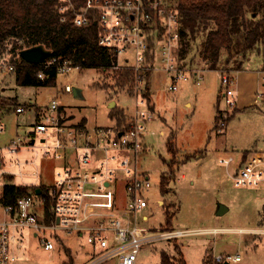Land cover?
Returning <instances> with one entry per match:
<instances>
[{
	"label": "rangeland",
	"instance_id": "374dc122",
	"mask_svg": "<svg viewBox=\"0 0 264 264\" xmlns=\"http://www.w3.org/2000/svg\"><path fill=\"white\" fill-rule=\"evenodd\" d=\"M210 28L212 25L198 30L186 56L187 65L202 72L201 84L189 81L180 84L177 91H171L169 76L156 71L152 74L151 85L148 82L147 86L151 102L147 98L148 108H138L153 109L154 98L156 114L160 113L158 116L162 118L157 117L146 125L142 141L148 150L143 148L135 155L133 165L145 180L143 195L148 203V207L138 213L137 221L148 230V236L154 238L142 246L136 264H161V251L167 252L174 264H180V252L187 264H204L205 260L207 264H215L214 259L219 255L225 258L240 256L237 262L227 260L229 264H264V233L256 232L264 229V186L237 187L231 176L234 165L227 167L223 163L230 157L238 159L244 152H257V159L264 158V86L259 73L264 67V56L260 52L250 53L243 70L234 71L242 58L239 56L226 65L228 56L223 50L219 70H211L209 62L203 59L204 41ZM221 68L236 80L234 89L239 101L238 107L233 109L222 96ZM117 72L116 69L73 68L60 72L52 86H21L15 74H0V121L5 125L2 144L14 140L22 142L17 153L4 155L1 168L14 175L11 182L37 185L36 193L55 184L56 171L63 168L64 162L46 155L50 148L42 142L44 135H36L35 144H31L36 120L41 119L53 98L65 111L66 123L78 125L86 121L89 134L85 136L90 139H94L97 127L96 132L104 127L124 128L118 125V119L110 116L114 110L124 112V124H130L137 112L138 85L134 87L133 82L118 86ZM67 85L73 88L72 92H66ZM255 93L258 105L252 106L250 103ZM111 102L116 105H110ZM18 105L26 111L17 113ZM218 107L223 110L221 113L217 112ZM222 122L226 125L223 132L218 129ZM173 134L179 153L172 159L167 151V142ZM48 139L49 144L53 143L56 134L55 137L49 135ZM194 153L200 154L187 160ZM170 161H176L178 165L174 169L176 179L170 182L172 191L164 198L165 206H162L163 203H158L159 198H163L161 177L168 173L167 163ZM114 166L119 164L114 163ZM126 181L125 173L118 171L113 189L123 203L127 201ZM3 183H8V180H0V198ZM170 203L175 204L172 209L175 214L173 229L206 231L177 241L157 237L167 229L166 209ZM221 206L227 211L219 215ZM144 213L149 215L148 222L142 218ZM5 217L0 201V220ZM21 233L23 241L16 244L17 260L12 264H92L106 253L104 249L88 243L85 236L68 234L62 229L57 230L56 237L51 230L41 232L39 237L30 228H24ZM44 235L53 238V250H46L41 243ZM100 264H118V258L110 257Z\"/></svg>",
	"mask_w": 264,
	"mask_h": 264
},
{
	"label": "built area",
	"instance_id": "2783aa9c",
	"mask_svg": "<svg viewBox=\"0 0 264 264\" xmlns=\"http://www.w3.org/2000/svg\"><path fill=\"white\" fill-rule=\"evenodd\" d=\"M79 0H57V11L63 23L70 22L75 27H85L94 21L98 29L99 44L106 47L116 63L112 69L134 72V87H137V112L134 119L124 128H100L94 139H88L83 130L66 123L65 111L55 98L41 119H37L31 134L35 144L36 135H44L42 142L50 148L47 156L63 160V168L56 171V182L39 192L20 197L14 205H2L6 217L0 220V264H12L17 260L16 244L23 241L22 230L30 228L36 237L45 230L57 235L62 229L68 234L86 237L95 248L106 251L92 264L103 263L110 257H117L118 264H136L139 251L145 243L154 238L148 230L137 223V213L148 206L143 192L145 180L140 176L136 162L137 155L144 147L142 138L146 125L156 116L147 107V86L150 75L163 71L169 76V89L177 91L179 85L193 81L201 84L203 75L200 69L183 64L180 57L181 23L177 12L179 0H87L80 5ZM12 54L6 51L0 56V74H15L16 64ZM55 60H45L41 65L50 67ZM40 65V64H39ZM71 68L67 63L60 69L66 72ZM264 86V67L259 71ZM38 76L44 78L43 70ZM222 96L230 108L237 106L236 80L229 72L221 71ZM144 87V88H142ZM66 92H72L69 85ZM262 96V95H261ZM17 113L26 111L22 106ZM43 116V119H42ZM226 127L222 122L219 131ZM5 125L0 121V180L14 176L1 168L6 153H17L22 142L12 141L2 144ZM54 132V134L52 133ZM56 134V140L48 143L49 135ZM128 152L129 154H123ZM234 158L223 160L230 167ZM118 163L119 166H114ZM118 171L127 177L125 193L127 205L118 211L117 197L113 189ZM232 179L239 188L264 186V158L253 157L236 167ZM7 180V179H6ZM16 184L8 181L3 186ZM26 185V184H25ZM37 188V185H27ZM2 198V196H1ZM0 198V201H1ZM49 202L46 212L45 204ZM49 215V221L46 216ZM206 231V230H205ZM205 231L172 230L158 235L159 238L174 240ZM256 232H264L259 230ZM41 243L46 250H53V238L43 236ZM237 262L240 256L215 257L214 263Z\"/></svg>",
	"mask_w": 264,
	"mask_h": 264
},
{
	"label": "trees",
	"instance_id": "16d2710c",
	"mask_svg": "<svg viewBox=\"0 0 264 264\" xmlns=\"http://www.w3.org/2000/svg\"><path fill=\"white\" fill-rule=\"evenodd\" d=\"M86 2L87 0H79L78 3L83 5ZM56 5L57 0H0V56L8 50L12 54L11 60L16 64L14 72L16 81L21 86L54 85L65 63L71 69L98 70L112 69L116 63V57L99 44L98 29L94 21L85 27H75L70 22L63 23ZM177 12L181 23L180 56L184 65H187L186 56L190 42L198 30L208 29L211 25L203 47V59L209 62L211 70H219L223 50L228 56L225 60L226 65L239 56L242 58L234 71L243 70L250 53L260 52L264 56V0H179ZM37 45H44L52 51L48 60L55 62L50 67L30 64L20 56L21 50ZM40 70L44 71L43 79L38 76ZM117 71L118 86L123 87L134 82L133 71ZM147 98L151 102L149 89ZM61 109L63 110L62 107ZM236 111L237 109L234 110ZM217 112L221 113V110ZM110 116L114 120L118 119V125L126 126L124 112L117 109ZM217 119H220V115L217 116L216 123ZM73 126L85 130L86 121L83 120ZM167 151L172 155V159L179 153L174 134L168 138ZM198 152L202 154L203 151ZM200 153L189 155L187 160L196 158ZM175 162L167 163L170 175L164 173L161 177L160 188L163 198L172 191L169 185L176 179L177 172L174 169L178 165ZM6 179L14 181V176L8 175ZM34 191L35 187L27 185H5L1 203L6 206L14 205L20 197ZM174 207L175 204L170 203L166 209L165 231L173 230ZM48 208L49 202L45 204L46 212ZM46 218V221H49L48 214ZM176 249L179 250V247ZM179 256L180 264H186L181 252ZM171 260L167 252L161 251V264H174ZM204 264H207V260Z\"/></svg>",
	"mask_w": 264,
	"mask_h": 264
},
{
	"label": "crops",
	"instance_id": "0c3cea01",
	"mask_svg": "<svg viewBox=\"0 0 264 264\" xmlns=\"http://www.w3.org/2000/svg\"><path fill=\"white\" fill-rule=\"evenodd\" d=\"M151 80H152V74L150 75V85H151ZM196 84V83H195ZM197 85V84H196ZM200 85V84H199ZM151 92H152V88H151ZM151 95H152V98H153V94L151 93ZM255 98H254V100H253V102L252 103H250V104H252V106L253 105H258V96H257V93H255V96H254ZM239 101V100H238ZM238 101H237V106L236 107H238ZM114 102H111V104L110 105H112ZM152 103H153V105H152V107H153V109H149L155 116H156V118H155V120L157 119V117H160V118H162L161 116H158V114H160V113H158V114H156L157 113V109H156V103H155V101H154V98H153V100H152ZM116 105V104H115ZM20 106H22V105H18L17 107H20ZM188 106H191V104H188ZM62 107V106H61ZM218 110H220L219 109V107L217 108V111ZM221 111H223V110H221ZM152 121H154V120H152ZM150 122V121H149ZM148 124V123H147ZM72 125V124H71ZM97 128H99V127H97ZM97 128L95 129V131L97 130ZM86 134H87V136H88V134H89V131H88V128H87V125H86V129H85V131H84ZM86 136V137H87ZM88 138V137H87ZM88 139H90V138H88ZM145 150H148L147 148H145ZM236 150H237V148H236ZM256 153L257 152H254V153H250V152H244L243 154H241L240 155V157L238 158V159H235L234 157H232V158H234V161H233V165H234V169L236 168V167H238V165L240 164V163H245V162H248L249 161V159H251V158H256L257 157V155H256ZM258 154V153H257ZM261 154V153H260ZM259 154V155H260ZM57 160V159H56ZM59 160V159H58ZM59 161H61V162H65V161H63V160H59ZM140 174V173H139ZM140 176H141V174H140ZM142 177V176H141ZM146 179H149V177L148 176H146ZM117 197V196H116ZM158 203H159V205H161L162 203H163V205L162 206H165V200H164V198H159V201H158ZM126 205H127V201H125L124 203L122 202V201H120V199H118V197H117V206H116V208H117V210L118 211H121V210H125V208H126ZM148 207V206H147ZM146 207V208H147ZM146 208H144L142 211H140V212H138V213H141V212H143ZM138 213H137V215H136V217H137V220H138ZM142 218H143V220L144 221H146V222H148L149 220H150V218H149V215L148 214H143V216H142ZM137 223H138V221H137ZM173 227V226H172ZM173 230H175V229H173ZM251 230H254V229H251ZM262 230H264V229H262ZM264 233V232H263ZM158 237V236H157ZM178 240V239H177ZM176 239H174L173 241H177ZM160 254H161V252H160ZM185 260V259H184ZM187 264V263H186Z\"/></svg>",
	"mask_w": 264,
	"mask_h": 264
},
{
	"label": "water",
	"instance_id": "95a60500",
	"mask_svg": "<svg viewBox=\"0 0 264 264\" xmlns=\"http://www.w3.org/2000/svg\"><path fill=\"white\" fill-rule=\"evenodd\" d=\"M52 55V51L47 49L44 45H37L30 48H26L20 51V56L28 63L39 65L47 60ZM75 90V94H76ZM115 105V103H113ZM34 143V142H32ZM227 209L221 206L219 210V215L224 214ZM229 264V263H226Z\"/></svg>",
	"mask_w": 264,
	"mask_h": 264
}]
</instances>
